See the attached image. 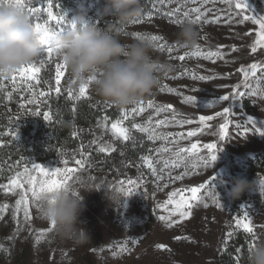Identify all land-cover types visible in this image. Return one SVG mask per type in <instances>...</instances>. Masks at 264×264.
<instances>
[{"label": "rangeland", "instance_id": "1", "mask_svg": "<svg viewBox=\"0 0 264 264\" xmlns=\"http://www.w3.org/2000/svg\"><path fill=\"white\" fill-rule=\"evenodd\" d=\"M22 2L34 24L47 21L54 32L66 30L69 19L83 8L92 22L117 33L123 43L162 37L158 41L150 40L153 56L162 65H170L171 70L160 75V83L151 95L125 109L102 102L88 85L87 92L81 95V85L71 80L67 69L57 85L56 65L63 63L55 54L48 58L44 53L36 61V67L40 68L35 74L39 83L35 80L21 83L18 78L14 84L12 75L0 78V145L11 140L32 145L17 160L0 162V264H221L222 254L237 233L246 234L244 241L248 249L264 241V135L257 131L264 132V94H247L253 89H264V72L249 77L252 87L248 89L244 88L240 72L253 63L264 68V48L255 44L259 25L244 19V16L264 17V0H246L247 10L236 9L235 0L231 5L224 0H144L141 16L126 24L113 17L98 16L106 0H51L50 10L54 15L66 17L60 22L48 20L47 12L27 11L28 7L47 8L48 0ZM5 3L7 0H0V4ZM194 8L204 13L200 22H193L196 14L191 9ZM185 12L190 15L185 17ZM168 13L175 15L169 17ZM187 23L196 25L200 33V54H194L197 48L185 51L173 43L179 27ZM161 45L165 47L162 49ZM253 47H257L255 53ZM209 52L219 55L208 58ZM180 56L185 59L181 61ZM201 76L207 79L201 80ZM237 85L246 92L243 98L220 101L222 95L231 97ZM56 87L60 88L59 94ZM49 90V95L39 96L40 92ZM188 97H195V103H190ZM29 100L35 102L29 104ZM61 100L88 101L92 111L104 118L103 124L73 126L70 140L63 143L51 139L47 129ZM150 101L152 108L147 107ZM245 101L253 107L250 112L243 108ZM141 103L144 110L133 112ZM229 106L230 114L223 115L224 108ZM157 108L165 110L157 113ZM125 112L129 116L127 120L122 119ZM44 113H49L50 118L46 120ZM201 115L213 119L201 122ZM119 121L128 129L130 152L123 150L125 139L111 127ZM149 121L156 133L154 140L149 139L150 132L133 127L139 124L147 128ZM158 121L165 124L157 127ZM226 121V136L221 139V126ZM189 131L197 134L188 137ZM193 143L198 145V155H184L173 167L174 154ZM206 144L217 145V159L207 167L201 162V158L210 157ZM102 147L115 151L100 152ZM163 148L169 151H161ZM144 157L152 159L156 172L147 167ZM77 159L86 164L76 165ZM165 161H169L168 167L164 166ZM33 163L49 170L76 168L69 183L78 176L88 179L95 191L83 194L80 221L91 236L89 243L74 245L56 236L50 224L42 220L29 185H11L10 181L25 168L37 175L31 169ZM250 168L249 183L255 182L253 189L233 198L235 177L246 175ZM20 179L23 181L24 177ZM129 179L138 181L133 186V195L124 196L119 205H112L105 192L121 187V181L125 188L129 187ZM200 185L205 188L199 200L192 202L188 218L160 219L169 215L172 206L168 205V210L163 206L171 193ZM214 192L218 199H213ZM22 196L27 204L18 207L17 201ZM237 220L250 221L253 231L249 233L237 227Z\"/></svg>", "mask_w": 264, "mask_h": 264}, {"label": "clouds", "instance_id": "2", "mask_svg": "<svg viewBox=\"0 0 264 264\" xmlns=\"http://www.w3.org/2000/svg\"><path fill=\"white\" fill-rule=\"evenodd\" d=\"M144 11V0H106L98 16L113 17L120 24L130 23ZM69 27L54 32L47 44L65 65L73 82L88 85L102 102L125 109L152 94L160 83V75L170 71L153 56L150 40L138 38L123 43L111 29H101L81 10L69 19ZM175 45L192 51L199 44L197 26L187 23L175 34ZM44 54L34 23L25 9L8 0L0 4V74L11 76L22 67L36 63ZM255 182L238 179L231 190L233 198L251 191ZM95 191L83 176L66 187L40 196L38 211L42 220L53 225L54 234L74 245L91 241L82 225L83 200L86 193ZM114 206L124 197L119 188L105 192ZM246 264H264V241L257 242L248 252Z\"/></svg>", "mask_w": 264, "mask_h": 264}, {"label": "snow or ice", "instance_id": "3", "mask_svg": "<svg viewBox=\"0 0 264 264\" xmlns=\"http://www.w3.org/2000/svg\"><path fill=\"white\" fill-rule=\"evenodd\" d=\"M8 2V0H7ZM12 2H14L17 5L22 6L25 9V4L22 2V0H12ZM193 2H195V0H193ZM225 3H228L229 5L232 4V0H224ZM53 7L51 0H48V5L47 8H40V9H36V8H32V7H28L27 11L28 12H35V11H41V12H47V17L48 20H57L58 22H60L61 20L66 19V17H56L54 15V13L50 10ZM235 8L239 9V10H247V4H246V0H235ZM191 13H195V20L193 22H200L202 17L204 16V13L201 12V10L199 8H194L191 9ZM169 17H172L175 15V13H168L167 14ZM190 13L189 12H185L184 16L187 17L189 16ZM151 17H149L150 19ZM245 20H249L251 19L254 23L259 25V29L260 31L256 34V40H255V44L256 46L260 47V48H264V17L257 19L254 16L253 17H248V16H244ZM139 21H134V23H138ZM36 32L38 34V38L40 40V43L44 46V53H46V55L48 56V58H51L52 56V49L51 47L48 46L47 41H48V37L54 33V31L52 30V28L49 26L48 22L46 21L45 23L41 24L39 22H36L34 24ZM163 39L162 37H158V36H151L150 40L151 41H158ZM162 49L165 47V45H161L160 46ZM169 52L172 50L171 46L168 47ZM257 51V47H253L252 48V52H256ZM194 54H200L199 53V46H197V50L196 53ZM219 53L218 52H209L206 54V56L208 58L214 57V56H218ZM179 59L181 61H183L185 59V56H180ZM41 63H43V60H41ZM64 70H66V67L64 64H57L56 65V84L59 85L60 84V80H61V76L63 75ZM40 72V68L36 67L35 63L28 65L26 67H22L20 68L18 71H16L14 74H12V82L15 84V82L17 81V79L19 78L21 83L24 82H28L30 80H35L36 83H39V80L37 79L36 75L37 73ZM240 72L243 74L244 77V88L248 89L251 88L252 86L248 83V79L249 77H256L258 72H264V68H262L260 65L253 63L250 64L248 66L247 69L245 68H241ZM8 76H5L3 74H0V78H5ZM201 80L207 79V77H200ZM55 91L59 94L60 93V88L56 87ZM87 92V85H81L80 87V94L83 95ZM50 94V90L49 92H40L39 96H47ZM248 95H257V94H264V89L261 88H257V89H253L251 92L247 93ZM246 95L245 91H241L240 90V85L235 86L231 97L229 95H222L220 97V101H224V102H228L231 100V102L233 101H237L241 98H243ZM69 96H72V93L69 92ZM188 101L190 103H195V97H188L187 98ZM35 100H29L28 103H34ZM147 107L152 108L154 107L153 103L150 101L147 105ZM169 108L171 106H168ZM144 110V106L141 103V106L139 108H134L133 112H142ZM164 108H157L156 111L157 113L164 111ZM34 114H38V113H34ZM230 114V106L229 107H225L224 108V112L223 115L227 116ZM220 115V114H218ZM44 118L47 120L50 118L49 113H44ZM129 118L128 113L125 112L124 116H123V120H127ZM200 121L201 122H205V121H210L213 119V117L211 116H204L201 115L200 116ZM192 121H186V123H191ZM248 122L253 124V126H255L254 121L251 118H248ZM184 123V122H181ZM165 124V121H158L157 122V127H159L160 125ZM112 129L114 132H116L118 135L122 136L123 139L127 140L129 138V134H128V129L122 127V121H119L117 123H113L111 125ZM133 127L139 129L140 131H148L150 132L149 135V139H155L156 138V133L154 130L151 129V122L149 121V127H142L139 124H134ZM238 127H240L238 125ZM227 128H228V122L226 121L222 126H221V139L225 138L226 136V132H227ZM257 131L259 132V134L264 135V132H260L259 129H257ZM197 133L195 131H189L187 133L188 137H192L194 135H196ZM163 139H166V137H162ZM206 148V150L210 153V157L209 158H201V162L202 164L207 167L209 165V163L216 161L217 159V155H216V150H217V145L216 144H206L204 146ZM100 152H109V151H115L114 148H108V147H102L99 149ZM161 151L163 152H168L169 149L168 148H163ZM184 155H193L196 156L198 155V145L193 143L191 144L190 148H179V150L174 154L175 156V161L172 162V166L174 167L176 163H178ZM144 163L147 165V167L149 169H151L153 172H156L157 169L155 168L153 161L151 158L149 157H144ZM65 164H67V161H65ZM75 164L79 165L81 167H83L86 164V161L82 160V159H77L75 160ZM169 165V161H165L164 162V166L168 167ZM32 171H35V173H37V175H32L30 170L28 168L24 169L23 173H17L16 177L13 178L10 183L11 185H15V186H19V187H23V184L26 183L29 185V188L31 189V194H32V198L33 200L38 201L40 196L45 194V193H51L54 192L56 190H59L60 188L66 187L69 184V181L72 178V175L77 171L76 168H72V167H65L63 169L57 167L53 170H49L46 169L45 167H43L40 164L37 163H33L31 166ZM23 176L24 179L23 181H21L20 177ZM158 178H162L159 177ZM177 179H179L180 177H176ZM212 180H215V177L213 176ZM121 187H119V189L123 192L124 196L130 197L131 195H133L134 192V187L135 185L138 184V181H133L131 179H129L127 181V184L129 185V187L125 188L123 186L124 182L121 181L120 182ZM262 184H264V181H262ZM205 188V185H200L199 187H192L189 189H185L182 192H173L170 195L169 200L166 202V204L163 206L165 208V210H168L167 206L171 205V210L169 211V215L168 216H161L160 219L162 221H168L172 216H179L181 218H188L190 216V212L188 211L189 209H191L192 207V202L199 200L200 194L202 192V190ZM178 197V199H174ZM213 199H218L216 193H213ZM21 204L26 205L27 204V200L26 197H21L20 200L17 201V206L19 207ZM28 214V209L27 207H25V215ZM245 219H247V213H245ZM237 227H242L245 231L251 233L253 231L252 227H251V222H243L241 220H237L236 221ZM51 228H53V225H50ZM231 235V234H229ZM254 245H250L249 246V250L253 247ZM163 247V246H161Z\"/></svg>", "mask_w": 264, "mask_h": 264}, {"label": "trees", "instance_id": "4", "mask_svg": "<svg viewBox=\"0 0 264 264\" xmlns=\"http://www.w3.org/2000/svg\"><path fill=\"white\" fill-rule=\"evenodd\" d=\"M243 108L246 112L253 110V107L249 106L248 101L243 102ZM53 117V121L47 130L51 139L57 142L60 141L61 143L70 140L73 126L86 127L87 125L92 124L101 125L104 120L103 117L97 116L92 111L86 100L77 103L61 100L55 107ZM36 132L37 131H35V133ZM122 145L125 152L131 151V142L129 140H123ZM31 148L32 145L30 144H19L15 143L13 140L4 143L0 145V162H13L20 157L21 153L25 154ZM102 158L108 159L106 156H102ZM251 176L252 168L249 169L246 175L236 176L234 182L238 179H246L247 181H250ZM245 235L246 234L242 232L236 234L235 240L229 244L228 250L221 256V264H237V262L246 264V257L249 249L244 241Z\"/></svg>", "mask_w": 264, "mask_h": 264}]
</instances>
